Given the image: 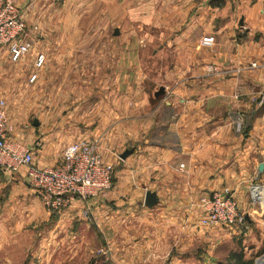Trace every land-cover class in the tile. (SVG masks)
<instances>
[{
	"label": "crops",
	"instance_id": "1",
	"mask_svg": "<svg viewBox=\"0 0 264 264\" xmlns=\"http://www.w3.org/2000/svg\"><path fill=\"white\" fill-rule=\"evenodd\" d=\"M121 5L123 18L131 10L142 12L145 8L135 0H122ZM159 5L151 18L160 29L154 39L161 43L153 49L152 57L153 72L164 95L157 100L153 92L152 104L149 96L139 98L138 113L129 114L124 105L119 113L105 117L106 121L127 122L111 130L106 148L121 144V151L132 149L133 153L121 160L111 190L82 204L90 208L92 226L105 235L107 264H216L240 248L245 259H250L252 252L262 248L264 239V209L253 206L249 196L251 186L264 187V103L259 106L251 100L264 92V0H161ZM18 6L28 11L27 26H35L34 21L47 26L57 16L60 21L66 10V5L50 7L48 0H21ZM205 37L213 38L211 46L201 45ZM77 38L73 34L37 37L41 52L32 44L26 59L31 64L27 69L30 75L36 73L32 64L35 66L38 54L49 57L50 43L60 55L74 50L70 43ZM147 39L153 37L128 33L121 34L119 41L140 43ZM135 48L139 55L146 46ZM165 56H169L167 65ZM44 66L31 94L18 100L32 107L33 114L38 107L43 113L32 119L30 128L10 120V140L33 148L39 168L58 166L63 149L72 139H80L72 125L64 126L75 117L52 110L57 105L50 98L52 71ZM137 73L142 72L138 69ZM114 85L124 91L126 99L132 94L127 82ZM114 85L105 87V98L113 96ZM95 89L97 97L99 87L95 85L91 91ZM63 95L65 102L71 93L65 89ZM84 118L80 116L78 121ZM260 164L262 172L258 171ZM12 174L17 175L0 167V264H17L20 258L32 264L37 257L50 263L55 257L51 244L22 243L19 240H25L28 231L20 233L18 224L6 228L7 222L9 226L19 215L18 197L25 202L29 195L26 191L19 195L21 189ZM225 188L233 192L246 220L241 232L234 234L197 225L198 201ZM147 191L158 199L152 209L143 206ZM23 206L28 207L26 202ZM80 208V203L72 204L56 217L67 225L77 216L81 219ZM24 210L27 216L33 213ZM56 249L64 251L61 246ZM30 254L33 259L28 262Z\"/></svg>",
	"mask_w": 264,
	"mask_h": 264
},
{
	"label": "rangeland",
	"instance_id": "2",
	"mask_svg": "<svg viewBox=\"0 0 264 264\" xmlns=\"http://www.w3.org/2000/svg\"><path fill=\"white\" fill-rule=\"evenodd\" d=\"M137 1L142 2V5L145 6L141 10L142 12L131 10L128 16L123 18L122 0H60L54 3L52 0H48V5L52 8H61L66 5V10L60 15V21L58 16L57 19L50 20L47 26L41 25L40 21H34L36 25L27 26L25 33L26 38L31 39V47L32 44L35 45L36 48H34L38 52H41L39 46L41 43H37L36 38L42 34H73L78 36L76 42L70 43V45L74 44L70 48L74 49L70 50L71 52L67 51L58 55L52 50V43H50L49 57L43 55L45 58L43 66L49 67L52 71L49 73L50 83L53 85L50 98L51 102L56 101L57 104L52 107V110L55 113H69L71 114L69 116H74L75 120L65 122L64 126L72 125V129L75 128L77 132H80V138L87 137V139L97 140L99 151L105 160L112 165V184L115 180L114 174L116 175V171L122 165L119 155L123 152L121 151L123 145H114V149L111 150L108 147L106 148V143L111 130L127 122L106 121L105 117L119 113L124 105L130 109L129 114H132V112L138 113L141 110L138 104L141 102L139 98L149 96L152 104L154 101L153 92H157L160 88L157 77L153 72L154 60L152 57L153 49H156L161 43L159 40L154 39L159 35L160 29L155 28L152 18L154 13L160 10L159 2L161 0H135V2ZM155 7L157 8L154 9ZM115 31H118L117 35H115ZM128 33L136 35V37L141 35L150 36L153 39H147L146 42L140 43L119 41L121 34ZM59 43L62 46V42ZM64 44H67V42ZM143 44L146 46L145 51H140L138 55L135 46L142 47ZM126 45L129 48L123 49ZM123 50L127 51L123 53ZM27 58L28 55L19 62H12L7 49L0 47V99H3L7 104L10 120H17L21 127L27 126L30 128L32 119L38 113H43L42 107H38V112L33 114L32 107L21 105L18 100L26 99L27 95L31 94V88L37 86L36 81L41 77L42 66L37 68L32 64V70L36 73L30 75L27 69L31 64L26 60ZM163 60L167 65L169 56H165ZM138 69L142 72L140 75L137 73ZM122 72H129L130 74H122ZM32 76H36L34 81L31 80ZM105 82H109V84L104 86ZM122 82H127L131 88L132 94L127 99L123 97L124 91L118 90L114 85ZM111 84L114 85V90L111 91L113 96L105 98L104 93L108 90L105 87H111ZM95 85L99 87L100 94H97V97L94 95L97 90L91 91V88L93 89ZM65 89L71 95L64 102L63 92ZM35 92L40 93V90H35ZM159 99L157 98V100ZM83 100L86 102H83ZM146 109L149 113L150 109ZM80 116H83V118L86 116L87 118L78 121ZM148 118L152 119V116L150 115ZM51 124L57 125L58 123ZM75 140L77 139H72V142ZM8 172L10 174L12 171ZM12 173H17V175L12 174V177L17 179L18 186L21 189L19 195L25 193V191L29 193L28 199L25 201L28 207L23 206L25 202L20 201L21 197L19 196V215L9 226L7 222L6 228H13L18 224V229L21 230L20 233L25 235V232L28 231V237L25 240H19L20 242H32L33 245L44 242L46 246L51 244L50 249L55 255L51 258L50 263H48L49 260L45 262L37 257L34 258L32 264H107L105 235L92 226L90 208L82 204L85 202L75 198L70 205L61 211H48L35 191L26 187L24 183V180L27 181L25 169L21 168L19 171ZM3 195H5V192H3ZM6 199L7 197L4 198V200ZM4 200L1 201V204ZM31 200H34V204L31 203ZM75 203L81 204V219L77 216L67 225L60 223L58 217H56L57 214L69 209ZM25 208L33 210L32 216L26 215L27 210L25 211ZM84 211H87L89 215L84 216ZM45 213L48 218H45ZM56 243L61 244L57 245ZM33 245L31 247H34ZM57 246H61L64 251L57 250ZM257 252H252L250 256L254 259V263L264 258V255L257 256ZM31 255L27 256L28 262L33 259ZM22 261L24 259L21 260L20 258L17 264H26Z\"/></svg>",
	"mask_w": 264,
	"mask_h": 264
},
{
	"label": "built area",
	"instance_id": "3",
	"mask_svg": "<svg viewBox=\"0 0 264 264\" xmlns=\"http://www.w3.org/2000/svg\"><path fill=\"white\" fill-rule=\"evenodd\" d=\"M21 0H0V47H6L12 62H19L31 49V39L26 38L27 9H20ZM59 2L60 0H52ZM244 1V0H241ZM212 37H205L201 45L209 47ZM45 58L37 55L35 66H43ZM254 67V65H252ZM36 76H32L34 81ZM257 105L264 103V92L253 97ZM240 131V123L237 124ZM12 127L7 104L0 99V167L17 172L24 168L27 184L35 191L43 206L58 212L70 205L73 199L86 202L103 197L112 187V165L99 151L97 140L80 138L68 144L62 151L58 166L39 168L35 165L34 149L26 148L10 140ZM260 191L258 192L257 190ZM261 191L263 194H261ZM250 201L258 209H264V187L253 185L249 189ZM200 215L197 225L202 228H221L230 233L244 228L246 220L240 212L232 191L225 188L202 197L197 204ZM84 216L89 213L84 211Z\"/></svg>",
	"mask_w": 264,
	"mask_h": 264
},
{
	"label": "water",
	"instance_id": "4",
	"mask_svg": "<svg viewBox=\"0 0 264 264\" xmlns=\"http://www.w3.org/2000/svg\"><path fill=\"white\" fill-rule=\"evenodd\" d=\"M118 34V31H115V35ZM164 95V89L161 87L158 89L157 92H155L154 96L156 98L160 97V96H163ZM35 125H37V122L35 121L34 122ZM133 153V150L132 149H129V150H125L123 151V153H121L119 155V159L124 161L128 156H130L131 154ZM263 170V165L260 164L259 167H258V171L259 172H262ZM158 204V199L156 197V194L153 193V192H149L147 191L144 195V200H143V206L148 208V209H152L154 208L156 205ZM264 260V258H263ZM254 264H257V261L254 263Z\"/></svg>",
	"mask_w": 264,
	"mask_h": 264
},
{
	"label": "trees",
	"instance_id": "5",
	"mask_svg": "<svg viewBox=\"0 0 264 264\" xmlns=\"http://www.w3.org/2000/svg\"><path fill=\"white\" fill-rule=\"evenodd\" d=\"M257 256L264 255V239L262 248L256 253ZM216 264H254V259H245V253L243 248L236 251H231L224 261L217 262Z\"/></svg>",
	"mask_w": 264,
	"mask_h": 264
},
{
	"label": "bare ground",
	"instance_id": "6",
	"mask_svg": "<svg viewBox=\"0 0 264 264\" xmlns=\"http://www.w3.org/2000/svg\"><path fill=\"white\" fill-rule=\"evenodd\" d=\"M258 192L260 191V189L259 190H257ZM261 194H263V192L261 191ZM261 262V264H264V260L263 259H261V260H258L257 261V264H259Z\"/></svg>",
	"mask_w": 264,
	"mask_h": 264
}]
</instances>
